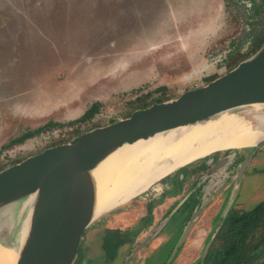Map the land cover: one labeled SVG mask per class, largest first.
I'll use <instances>...</instances> for the list:
<instances>
[{"label":"rangeland","instance_id":"1","mask_svg":"<svg viewBox=\"0 0 264 264\" xmlns=\"http://www.w3.org/2000/svg\"><path fill=\"white\" fill-rule=\"evenodd\" d=\"M248 2L251 10L232 0H0V150L27 130L49 121L62 124L2 150L0 163L41 150L95 101L102 105L92 123L127 113L139 94L135 90L144 93L166 86V92L155 93L156 97L175 98L204 85L201 79L222 72L215 71L214 55L220 54L219 60L228 55L212 51L234 40L242 46L251 36L264 34L259 0ZM221 65L218 61L216 67ZM249 109L229 113L255 126L257 120ZM171 178L152 184L117 213L141 207L142 197L156 195ZM237 185L235 179L226 186L217 210L220 219L207 226L209 236L229 205L249 210L264 201V148L255 153ZM174 196L175 192L160 201L158 220L171 211ZM210 217L200 219L193 239L205 234L201 228ZM187 220L183 209L176 213L155 245L148 246V254L134 261L136 255L131 262L167 264ZM103 244L90 264H115L114 260L105 263ZM198 245L192 247V255L202 251L204 246Z\"/></svg>","mask_w":264,"mask_h":264},{"label":"water","instance_id":"2","mask_svg":"<svg viewBox=\"0 0 264 264\" xmlns=\"http://www.w3.org/2000/svg\"><path fill=\"white\" fill-rule=\"evenodd\" d=\"M254 105L264 106V44L234 68L204 85L147 108L136 109L126 118L91 129L0 170L1 239L10 237L7 229L23 210L27 242L22 245L16 264H90L104 243L103 238L117 209L128 203L101 208L99 170L112 154L125 145L202 124L224 111ZM234 148L250 149L236 177L239 185L255 153L264 148V137L252 145ZM234 155L235 152L222 158L209 172L227 163ZM197 160L178 166L154 183ZM190 194L191 191L171 209L138 248L146 245L168 224ZM213 196L211 194L192 214L175 251ZM230 207L224 219L231 211ZM218 229L210 235L203 250V260Z\"/></svg>","mask_w":264,"mask_h":264},{"label":"flooded vegetation","instance_id":"3","mask_svg":"<svg viewBox=\"0 0 264 264\" xmlns=\"http://www.w3.org/2000/svg\"><path fill=\"white\" fill-rule=\"evenodd\" d=\"M232 2L236 4L244 2L247 4L248 10H251V3L248 2V0H232ZM258 38L259 36L258 37L251 36L250 39L245 41V43L242 46L241 44L239 45L238 40H234L226 43L224 49L219 48L212 51V54L217 52H222L224 54L228 53V55H226L223 60L218 59L220 54L214 55L215 58L212 59L211 61L217 63L218 61H220V63L222 64L221 67L218 68L216 67L217 66L216 63L215 71H222L221 73L219 72V74L222 75L223 73H226L229 70H231L234 64H236L242 57L244 58L251 51V49L255 47V42ZM211 76L212 75L207 76L205 80L201 79L200 84L201 83L206 84L207 83L206 81ZM48 141L50 140L48 139L46 143ZM246 150L249 151L250 149L248 148L235 149L234 150L235 155L231 160H229L227 163L220 166L219 168L215 169L214 171L209 172L213 168V166L217 164L222 158L231 154L232 149L229 148V149L213 152L212 154L202 159H199L191 163L190 165L180 168L173 174L168 175V176H172V178L163 182V185L159 187V191L158 193H156V195L147 194L146 197H142L145 204L141 205V207L139 204V206H136L135 208L129 207L127 209L118 210L119 212L118 213L116 212L111 227L108 230L107 235L104 239L103 248L106 252L105 263L114 260L115 264H130V263L133 264L137 258H139V260L144 258V256L149 252L148 246L150 244H152L151 245L152 247L155 245L154 242L157 241L156 238L162 232V230L168 225L167 224L146 245L138 248V246L147 238V236L170 212L169 210V212H167V214L163 218L158 220V216H159L158 210L160 209V201L165 199L168 194L175 192V196L171 198V203H172V205L170 206L171 209L181 199H183L188 194L189 191H191V194L188 197V199L184 202V204H182V206L176 212L178 213L183 209L184 214L188 215V220L185 226L189 222L192 214L196 211L197 207L202 206L204 201H206L211 194H213L214 196L208 201L206 207L201 211V214L197 218L194 226L192 227L187 238L183 241L182 245L176 251L173 248V250L170 252L169 260L167 264H186L187 259L191 260L189 264H195L196 261H197L196 264H201L203 261L202 259L203 250L210 239L209 229L207 226L216 223L220 219L221 213L217 214V210L219 209L222 195L224 194L225 188L226 186L229 185L230 181L235 180L237 175L239 174L245 157L243 151ZM210 160H213L211 165H209ZM249 165L246 168V172L248 171ZM166 204L170 205L168 203ZM157 206L159 207V209H157ZM175 214L172 216L170 221L174 218ZM207 215H211V217L208 220H206L207 221L206 227L204 226L203 228H201L203 229L205 234H201V236L199 235L200 236L199 240L193 239L192 234L196 230L200 219ZM223 221H224V217L221 223L217 227L220 228ZM152 224H154L153 227ZM197 245L199 247L200 246L202 247L204 246V247L202 251L197 256H195V254L192 255L193 252L192 247L195 248ZM134 256H136V258L134 259L133 262H131ZM140 262L141 261H138L135 264H139Z\"/></svg>","mask_w":264,"mask_h":264},{"label":"bare ground","instance_id":"4","mask_svg":"<svg viewBox=\"0 0 264 264\" xmlns=\"http://www.w3.org/2000/svg\"><path fill=\"white\" fill-rule=\"evenodd\" d=\"M249 112L256 118L257 125L252 126L224 111L202 124L120 148L99 170L102 210L123 204L146 191L159 178L186 163L182 159L200 158L218 150L257 142L264 137V106L254 105ZM22 213L23 210L18 212L7 229L10 237H0V264H16L22 245L27 242Z\"/></svg>","mask_w":264,"mask_h":264},{"label":"trees","instance_id":"5","mask_svg":"<svg viewBox=\"0 0 264 264\" xmlns=\"http://www.w3.org/2000/svg\"><path fill=\"white\" fill-rule=\"evenodd\" d=\"M257 8L264 12V0H259ZM263 44L264 34L259 36L256 40L255 47L252 48L244 58L242 57L234 64L232 68L238 65L242 60L253 55ZM219 76L220 74L212 75L206 82L208 83ZM165 90L166 86H160V88L149 90L144 93H141V89L135 90V93L139 94L130 102L131 109L127 113H122L119 117H109L107 120L99 119L97 123H92V118L99 112L102 105L101 102L95 101L80 117L68 123L67 126L69 128L65 130L63 135L58 138L52 137L39 151L31 152L26 155H19L5 162H1L0 170L20 162L28 156L39 153L45 148L66 143L75 136L91 129L107 125L121 118H126L136 109L147 108L154 103L166 101L171 97L165 95L156 97L155 94L160 91L164 94L166 92ZM61 125L62 124L58 122L49 121L36 129L27 130L4 144L0 152L15 144L25 142L27 139L40 134L46 128ZM201 264H264V201L258 203L249 210L239 207L232 208L218 229L209 248L208 255Z\"/></svg>","mask_w":264,"mask_h":264},{"label":"crops","instance_id":"6","mask_svg":"<svg viewBox=\"0 0 264 264\" xmlns=\"http://www.w3.org/2000/svg\"><path fill=\"white\" fill-rule=\"evenodd\" d=\"M159 187H161V185L159 186ZM159 189V188H158ZM115 216V215H114ZM113 219H114V217H113ZM113 222V221H112Z\"/></svg>","mask_w":264,"mask_h":264}]
</instances>
